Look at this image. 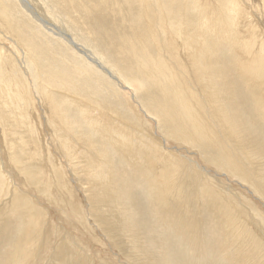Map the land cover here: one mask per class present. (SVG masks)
Here are the masks:
<instances>
[{
    "label": "rangeland",
    "instance_id": "obj_1",
    "mask_svg": "<svg viewBox=\"0 0 264 264\" xmlns=\"http://www.w3.org/2000/svg\"><path fill=\"white\" fill-rule=\"evenodd\" d=\"M23 1L29 9L21 0H0V229L3 230H0V262L14 257V260L21 259L22 264H62L63 261L64 264H80V258L83 259L81 264H137L149 255L151 264H242L240 250L248 257L245 264H264V159L257 162L251 154H246L248 167L256 170V175H252L241 164L245 157H239V166L245 171L243 179L227 173L220 161L206 162L196 147L177 141L181 138H175L165 125L163 118L168 115L166 109L172 100L164 98L167 89L159 92L161 97L155 96L137 77L153 75L119 69L118 64L111 61V49L101 40L97 41V36L91 34L82 21L79 23L81 31L70 26L69 17L74 16L75 11L69 8L67 15L62 8L82 0ZM253 16L250 17L254 19ZM257 24L260 28L259 22ZM255 47L258 49L252 42L253 50ZM246 48L247 53L251 44ZM161 59L166 76H174L168 58L161 54ZM189 91L197 95L195 90ZM47 93L52 94L59 112L63 111L74 138L84 139L88 144H77L73 136L50 120ZM192 100L188 99L189 105L199 115ZM180 113L189 116L188 112ZM218 134L231 155L239 156L229 141ZM91 136H100L96 138L101 142H93ZM195 145L201 148L196 141ZM106 148L124 160L125 163H117L118 168L143 174L135 176L130 184L125 180L115 183L113 173L101 167ZM92 151L97 153V158L90 154ZM160 152L186 165L188 171L192 169L198 180L197 185L191 180V186L186 189L188 198L183 195L185 191L181 193L175 212L169 211L168 204L174 193L179 196L176 188L169 189L167 194L170 195L164 202L153 180L154 175L159 177L163 173L160 171L163 165H170L162 153L159 156ZM89 158L92 161H88ZM39 161L43 162L39 164ZM80 167L85 175V179L81 178L84 183L75 175L80 173ZM169 175L165 173L159 178ZM185 175L187 173L183 172L182 177ZM201 188L212 192L222 202L220 215L209 216L214 219L211 224L215 225L209 229V237L202 232L206 225L200 206L201 195H204ZM18 197L25 202L19 214L11 218L12 226H9L6 218L14 214ZM177 214L192 215L196 224L188 221L187 225H178L174 220ZM138 219L143 222L144 233H149L143 246L142 239L130 235ZM29 229L37 234L32 240L24 238ZM70 237H73L72 242ZM254 239L260 245L256 246ZM156 241L162 245L156 246ZM233 258L240 261L233 263Z\"/></svg>",
    "mask_w": 264,
    "mask_h": 264
},
{
    "label": "bare ground",
    "instance_id": "obj_2",
    "mask_svg": "<svg viewBox=\"0 0 264 264\" xmlns=\"http://www.w3.org/2000/svg\"><path fill=\"white\" fill-rule=\"evenodd\" d=\"M21 2L25 7L28 8V6L24 3L23 0H21ZM69 8L75 11V15L69 17L70 26L78 31H81V28H79L80 26L79 23L80 21H82V23L89 28V32L91 34L93 32L97 36V41L101 40L104 45L108 46L111 49L113 60L111 59L110 60L112 61V63H117L119 69L123 71L130 70L132 72H144L146 75L147 74L153 75V76L147 75V76H137V77L138 79H141V83L143 82L144 85L147 86V89L149 88L148 90L157 97L162 96V94H159V92L164 91L163 90L164 88L167 89V92L164 93L165 95L164 98L167 97L172 100L169 99L170 107L166 109L168 111V115L163 118V121H165V123H167L165 125L172 130V132L174 133L173 136L175 138L176 137L181 138V140H177V141L181 143H186L188 144V146L190 145L192 147H196L198 149V152L202 155L201 157H203V159L208 163L209 162L215 163L214 162L215 160L220 161L221 163H223V168L227 173H233L239 179H243L242 176H244L243 174L245 173L242 167L239 166L240 163L238 162L241 161L239 157L243 156L245 157L246 160L242 159L241 164L246 166L252 175L253 174L256 175V170H253L252 166L251 169L250 167H248L246 154L247 155L251 154L252 157L256 158L255 161L257 162H259L261 159H264V128H263L264 127V0H82L81 3L80 2L75 3L67 7L66 9L62 8L63 13L69 15V10H68ZM252 15L255 16V18L253 16L254 19L250 17ZM119 21L121 25L119 24ZM257 22H259L260 28H258ZM176 33L178 35H176ZM252 42L258 46V49L255 47L253 50ZM249 44H251V48H249L246 53V49H247L246 46ZM125 49L126 51L122 52ZM161 50H163V53ZM245 53L246 56H244ZM161 54H164L166 58H168V62H169L168 64L171 66L174 76L171 75L166 76L165 73L166 68H164L163 66ZM148 69H150V72L147 71ZM170 72L171 70L169 71V73ZM37 79L39 80L38 77ZM159 82L163 86H161ZM189 89L195 90V92H197V95L189 91ZM23 93L24 92H22V94ZM45 98H47L49 102L48 105L50 109L49 110L50 118H51L50 120L53 121L58 127L65 129V131L69 135L73 136L72 131H70V126L66 122V117H64L65 115L62 114L63 111L59 112V108L56 106L57 104L56 101L52 99V94L47 93V96ZM190 98L193 99L192 101L196 109L199 111V115L196 112H194L195 110L193 108L192 109L194 111L191 109L188 102V99L190 100ZM256 108H258V111ZM160 109L162 110L161 105H160ZM163 110L165 109L163 108ZM95 111L97 112L96 109ZM180 111H183L184 113L188 112L189 116L187 115V113H185V116H182ZM259 115L263 120L259 117ZM116 119L118 120L120 118H116ZM209 119L212 121L210 122ZM214 120L216 121V125H214L215 123ZM24 127L25 126H23V128ZM26 128H28V125ZM216 128L221 133V136L224 137L223 139H225V141L227 142L229 141L232 147H234V149L239 154V156L238 155L236 156L234 154L232 156L231 151L227 150L224 147L222 141H220L221 139L219 134L217 135V133L219 132L216 130ZM215 132L216 134L214 135ZM96 137L100 138V136H96ZM96 137L91 136L92 141L101 142ZM33 138L35 139V137ZM74 140L76 141L77 144L87 143V141L84 139L74 138ZM195 141L200 143L201 148H198L195 145ZM232 147L230 148L232 149ZM48 152L47 154H49ZM161 153L162 152L159 153V156H161ZM90 154H92L94 158L98 157L96 152L92 151ZM103 154L105 156L103 157L101 167L103 169L108 168L107 170L113 173L114 175L113 178L115 179L116 177L115 183L119 182L120 180L121 182L125 180V183L130 184L131 182L135 181L136 179L135 176L139 177V174H143L138 171H136L137 173L135 174L131 173V171H129L128 173L125 170H121L120 169L121 166L120 168H118L117 163L121 164L122 161L123 163L125 162L117 153H114L111 149H109V151L107 150V148L106 150L103 149ZM162 155L165 160H168L170 162V165L168 166L163 165L162 169L160 170L163 171V173L159 174V177H161V175H164L165 173L170 175L167 176V178L164 177L162 179L159 178L158 176L155 177L154 175L153 180L155 181V185L158 188L157 190L160 193V195H162L163 197L162 200H164V202L166 201L167 196L170 195L167 194L169 192V189L171 187L176 188L179 196L176 193H174L173 198L168 204V207H170L169 211L175 212L176 208L178 209V205L180 204L179 201H181L182 199V197L180 198L181 193L185 191L183 195L184 197L188 198V195L186 194V189L189 186H191L190 185L191 180L195 185H197L196 183H198V180L196 179L195 176L196 173H194L192 169L191 171H188L186 165L181 164L177 160L173 161L169 157L168 153H162ZM225 155L229 156V159H227ZM32 156L34 158V155ZM32 156L30 159H32ZM49 157L51 158V156ZM48 159L47 161L50 160ZM88 161H92V158H89ZM182 161L183 160H181V162ZM229 161H231V163ZM41 162L39 161L37 163L40 164ZM142 166H144V164ZM78 170L80 173L75 175H79L78 181H80V183H84L82 179H85V175L83 176L81 173L82 167H80V169L78 168ZM120 170L122 171V173L120 172ZM172 171H174L173 173L174 175L171 174ZM183 172L187 173L185 177H182ZM9 173L11 172L9 171ZM127 174L131 176L132 179H129L128 178L129 176H126ZM188 174L191 178H189ZM186 177L187 179L183 181V179ZM32 179L34 180V178ZM184 187L185 189L181 191V188ZM201 189L203 190L204 195H201L200 206L202 208L201 212L202 211L204 212L203 214L204 224L206 225L203 227L202 232L206 236H208L210 234L209 229L215 226L214 224H211V222H213L214 219L212 220V217L209 216L210 215L212 216V213L215 214L217 217L220 215L219 210L222 205V202L215 195H213L212 192L206 189L204 190L203 188ZM132 194L134 193L131 192L130 196L133 198ZM24 202H25L24 199H22L21 197H18L16 199V206L13 208L14 214L12 213L10 217L6 218L7 219L6 222L9 223L8 224L9 226H12L11 218L15 214H19L20 208L22 207ZM71 209L73 210V208ZM174 216L176 215L174 214L173 217ZM174 220H177L178 225L180 226L189 224L188 221H190V223L192 222V224L194 223L196 224V221L194 220V217L192 215L177 214V218ZM142 224L143 222L140 219H138V223L136 224V226L133 225L132 230H130V235L133 238L138 237L139 239H142L141 246L144 245L143 240L145 236H146V240L149 239L148 236L149 233L146 234L144 233L145 230ZM18 230L19 229L17 228V231ZM27 231L28 230L25 231L24 238L30 237L32 240L37 236V234H32L34 233L33 229H29L28 233H26ZM59 232L61 233L60 230ZM43 234L44 233H42V235ZM72 239L73 237L71 238V242L73 241ZM8 240H10V238ZM78 241L79 239L76 242ZM80 241L82 240L80 239ZM253 242L256 246L257 244L260 245V243L255 239L253 240ZM16 244H18V242H16ZM79 244L80 243H78V245ZM84 244L85 243H83V245ZM13 245H15V243ZM155 245L156 246L159 245L160 247L162 243L156 241ZM39 252H41V250ZM69 252H71L70 249ZM239 252L242 259L241 263L245 264L248 257L243 255L240 250ZM81 255L83 256L85 254H81ZM13 258L11 260L9 259L7 261L5 260L6 261L5 263L3 262V260H1L0 263L1 264L23 263L21 259L14 260ZM54 259L57 258L54 257ZM80 259L82 262L83 259L82 258ZM238 260H234L233 258L232 262L234 263V261L236 262ZM25 262H27V260ZM102 263L104 262L102 261ZM62 264H64V261ZM137 264H151L149 255H146V257L143 258V261L138 262Z\"/></svg>",
    "mask_w": 264,
    "mask_h": 264
}]
</instances>
